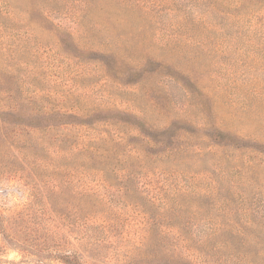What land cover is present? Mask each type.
<instances>
[{"label":"rangeland","instance_id":"obj_1","mask_svg":"<svg viewBox=\"0 0 264 264\" xmlns=\"http://www.w3.org/2000/svg\"><path fill=\"white\" fill-rule=\"evenodd\" d=\"M6 2L12 10L7 24L21 29L20 45L28 49L12 54L10 69L0 65V90H11L21 104L79 106L91 117L77 118L101 120L96 132H105L108 141L128 126L157 140L184 135L174 145L211 151L186 156L187 172L215 164L210 180L216 182L226 172L223 197L233 202L232 226L243 217L264 220V0ZM251 7L257 16L249 20L244 13ZM226 11L232 15L221 13ZM233 16L239 20L232 22ZM22 109L0 110V121L42 125ZM12 137L5 143L0 137V264H198L194 249L172 245L179 214L162 219L166 212L153 204L163 182L158 174L171 171V164L151 161L147 194L132 197L144 215L156 218L152 231L130 198L123 202L119 174L104 167L102 158L83 165L88 176L73 175L64 158L25 162ZM142 137L133 141L139 144ZM110 142L96 145L105 154L124 152L125 146ZM13 166L20 171L7 174ZM241 200L242 207H234ZM166 230L172 233L161 240L159 231ZM260 230L251 234H259L264 246Z\"/></svg>","mask_w":264,"mask_h":264},{"label":"trees","instance_id":"obj_2","mask_svg":"<svg viewBox=\"0 0 264 264\" xmlns=\"http://www.w3.org/2000/svg\"><path fill=\"white\" fill-rule=\"evenodd\" d=\"M83 5L87 6V4ZM254 10L253 7L249 8L244 13L247 15L245 18L251 20V18L256 17L257 10ZM221 13L224 16L232 15L227 11ZM11 15L12 10L8 2L0 0V65L7 70L12 66L10 63L14 61L12 54L24 53L28 49V46L20 45L23 35L21 29L18 26L7 24ZM233 20L237 21L239 17L233 16L231 21L233 22ZM79 23L74 22L77 26ZM262 25L264 26L263 22ZM262 32L264 31H259L260 34ZM47 55L55 61L56 58L53 55ZM64 56L68 60L75 57L67 54ZM184 58L190 59L186 55ZM78 60L82 62L81 59ZM166 77L168 81L174 80L170 74ZM47 93L42 90V94ZM183 93L187 95L186 91ZM0 97L3 101L0 104V110L10 114H21L22 108L25 106V113L29 114V117H38L41 120V126L0 121L2 143H5L6 138L12 135V145L15 144V149L25 162H41L46 156H56L70 162L68 167L74 168L73 175L80 172L86 176L88 173L84 170L83 165L96 158H102L103 163L108 165L104 167L110 169L111 173L116 176L119 174V183L122 185L119 187V191H122L123 202L130 198L133 208H137L143 215L148 212H144L139 207L140 204L134 202L132 197L136 199L137 196L147 194L146 186L151 183L148 175H152L154 172L150 168V162L171 164L173 167L170 169L171 171L165 169L158 174V177H163V182L162 186L157 188L155 192L156 196L153 200L157 202H153V204L161 207L162 213L166 212L165 216H161L162 219H165L168 213H178L181 217L178 225L179 232L174 235L172 245L188 250L194 249L197 252L198 264H264V246L259 245L260 242L257 241L259 234H251V232L261 231L260 229L264 227V220L256 224L253 220H246L243 217L240 226H232L235 213L230 206L233 202L227 197H223L227 193V189L222 186L226 179V172L222 170L223 180L216 182V180H210V175L217 170L215 164L212 165V169L191 173L187 172L188 170L184 166L185 157L190 153H193L195 157H200L211 154L210 150L199 147L190 148L187 145H174V142L182 143L183 139L186 138L184 135L172 136L167 141L166 138L157 140L154 136L143 134L140 128L128 126L123 132H115V136H109L110 141H116V146H125L124 152L121 154L113 153L112 155L105 154V150L104 152L97 147V142L106 141V146L112 142L108 141L106 134H103L105 132L102 134L96 132L101 120L92 117V122H82V119L78 118H90L91 116L89 112H85L79 106L66 107L63 104L55 105L44 101H27L26 104H21L14 93L8 89L0 90ZM102 105L101 103L97 104L98 107ZM182 109V105L178 106V110ZM48 114H54V116L48 117ZM104 123L115 125L114 123ZM141 136H144L142 141L136 144L133 140L141 138ZM132 157L136 161L130 162ZM114 163H119V168L114 166ZM121 164H124L125 167L120 168ZM187 168L189 167L187 166ZM18 171L20 170H17L15 166L9 167L7 174L16 175ZM169 177L175 179L176 183L168 182L167 178ZM196 180H208L210 182L206 186H200L194 184ZM185 182L189 184L186 185ZM103 183L109 186V183L112 182L104 181ZM233 187L235 186L233 185ZM172 202L178 205L175 206ZM243 202L244 200L239 201L234 207L241 208ZM241 213L244 212L241 210ZM142 218L147 225L152 226L151 230L154 231L153 226L155 227L157 224V220L154 221L156 218H151L149 214ZM252 225H256V229L247 232L246 229L249 230L248 227ZM166 231H159L161 240L164 239L163 235L166 234L167 236L172 233L171 230ZM171 258H175V256Z\"/></svg>","mask_w":264,"mask_h":264}]
</instances>
